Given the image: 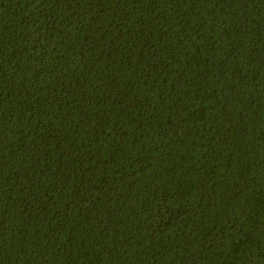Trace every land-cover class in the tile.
<instances>
[{
	"label": "trees",
	"instance_id": "16d2710c",
	"mask_svg": "<svg viewBox=\"0 0 264 264\" xmlns=\"http://www.w3.org/2000/svg\"><path fill=\"white\" fill-rule=\"evenodd\" d=\"M0 264H264V0H0Z\"/></svg>",
	"mask_w": 264,
	"mask_h": 264
}]
</instances>
